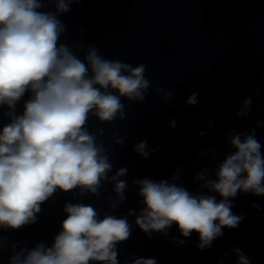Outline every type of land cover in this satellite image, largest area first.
I'll return each mask as SVG.
<instances>
[{"label":"clouds","instance_id":"clouds-1","mask_svg":"<svg viewBox=\"0 0 264 264\" xmlns=\"http://www.w3.org/2000/svg\"><path fill=\"white\" fill-rule=\"evenodd\" d=\"M47 2L54 5V12L42 10L45 0H0V231L35 224L42 205L58 192L76 199L99 197L107 183L114 198H107L110 211L103 213L92 204L68 201L51 244L9 246L8 238L0 235V251L12 249L8 264H119L117 246L131 237L132 224L126 216L112 213L127 199L128 184L122 179L127 169L110 175L111 147L102 126L124 121V101L142 103L152 82L145 76V63L133 66L108 59L99 48H85L82 42L75 51L61 43L66 28L58 16L70 10L73 0ZM156 91L162 100L172 99L171 91ZM197 97L198 93L191 94L186 103L196 105ZM250 105L251 98L244 100L237 116H247ZM93 119L100 125L94 131L89 126ZM171 126L175 127L174 120ZM110 138L123 146L116 131ZM227 139L234 151L213 170L206 167L194 176L207 193L178 185L179 171L170 180L133 181L143 207L138 214L130 210L127 215L135 216V225L149 238L153 233L167 235L176 225L184 238L196 233L197 248L206 250L224 228L236 229L242 221L232 212L238 193L264 196V154L255 129L229 134ZM134 151L144 159L150 155L146 140ZM173 243L182 245L184 240ZM233 252L236 264H250L241 249ZM129 264L157 261L134 258Z\"/></svg>","mask_w":264,"mask_h":264}]
</instances>
